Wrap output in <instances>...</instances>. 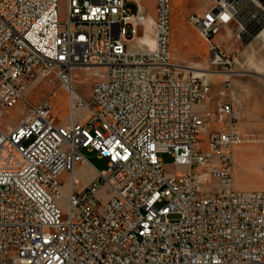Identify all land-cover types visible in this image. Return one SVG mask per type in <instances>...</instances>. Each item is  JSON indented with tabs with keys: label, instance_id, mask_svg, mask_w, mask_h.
<instances>
[{
	"label": "built area",
	"instance_id": "2783aa9c",
	"mask_svg": "<svg viewBox=\"0 0 264 264\" xmlns=\"http://www.w3.org/2000/svg\"><path fill=\"white\" fill-rule=\"evenodd\" d=\"M59 1L0 0V119L25 109L15 127L0 126V264H264V191L233 188L241 108L218 105L214 130L196 111L211 85L171 62L170 0H156L154 49L136 45L147 16L135 22L128 0H67L64 21ZM218 3L190 21L230 64L212 38L234 7L222 2L224 19ZM91 66L103 78L88 101L72 95L69 124L49 96L27 98L34 81L67 91L74 70ZM80 109L90 113L82 123ZM83 150L109 166L84 187Z\"/></svg>",
	"mask_w": 264,
	"mask_h": 264
},
{
	"label": "rangeland",
	"instance_id": "374dc122",
	"mask_svg": "<svg viewBox=\"0 0 264 264\" xmlns=\"http://www.w3.org/2000/svg\"><path fill=\"white\" fill-rule=\"evenodd\" d=\"M140 3L141 10L145 12L147 20L145 22L144 29L139 27L138 38L145 35L155 39V20H156V0H137ZM219 6L224 5L223 3L230 4L234 7L235 19L231 21L233 35L236 39H263L262 36L258 37V33L264 27V0H170V50L172 55V64L177 66L188 67L193 65L199 68L210 71L229 72L231 69V59L228 58L227 54H224L227 59L230 60V64L225 61L216 63L214 54L208 49L206 40L202 39L190 31L187 33V39L177 38V27L181 22L188 21L194 26L190 17L192 15L200 16L203 9L211 7L212 5ZM223 2V3H222ZM127 9L135 13L136 5L132 0L127 1ZM59 19L64 21L67 15V0L59 1ZM261 33V32H260ZM259 33V34H260ZM136 45L139 48H143L139 44V40L136 39ZM182 67V68H183ZM185 69V68H183ZM245 69H248L245 67ZM186 70V69H185ZM187 71V70H186ZM189 71V70H188ZM100 71L98 69H75L72 74V83L76 89V92L81 97L88 101L93 85L98 81ZM185 72H182L184 75ZM227 73H216L213 76H207L208 81L211 85L210 100L206 102L203 112L211 113L205 118V122H210L211 126L209 130L215 129V122L213 120V112L215 107L218 105V101L222 98L225 89L230 88L231 78H226ZM204 77V76H203ZM27 98L29 101L36 105L43 98L50 97V101L53 109V116L55 117L58 124L66 125L70 122V109L67 97V91L59 86L58 82L53 78H40L34 81L27 90ZM25 114L24 106L19 103L18 108H13L6 112L4 117L0 119V126L3 128L15 127ZM90 117V113L86 109L79 110L77 112V122H84ZM256 132V129L254 131ZM207 132L200 135L203 144L206 142ZM247 139L243 137V140ZM83 156L96 170L105 171L108 169V161L106 159H100L97 152H90L83 150ZM163 164L167 169H172L173 158L169 153H161L159 155ZM236 163V161H235ZM207 167L200 169L199 171L206 170ZM178 173L184 172V167H177L175 169ZM241 174V173H240ZM64 183L65 189H68L69 176L64 173L60 177ZM243 176H237L236 181L242 180ZM211 183H206L205 187H210ZM216 189L219 188L218 183L214 186ZM170 218H176L171 216Z\"/></svg>",
	"mask_w": 264,
	"mask_h": 264
},
{
	"label": "crops",
	"instance_id": "0c3cea01",
	"mask_svg": "<svg viewBox=\"0 0 264 264\" xmlns=\"http://www.w3.org/2000/svg\"><path fill=\"white\" fill-rule=\"evenodd\" d=\"M213 7L212 5L203 9L200 16ZM190 31L197 36L199 34L188 21L181 22L177 27V38L187 39L186 35ZM259 33L258 37H260ZM233 34L230 21L224 24L221 32L212 38V43L218 50L227 54L232 61L230 66L232 70L229 73L223 72L228 74L226 78H231L230 88L225 89L218 105L232 99L241 108L242 119L238 128L242 137L247 138L233 149V188L236 191H264V37H261L263 39H257L256 36L252 39H236ZM206 43L210 49L209 43L207 41ZM206 102L195 107L204 120L208 114H211L203 112ZM255 129L256 132H250ZM206 142L203 144L204 149ZM97 171L88 161L79 163L76 175L81 186L90 184L96 178ZM237 176H243V179L236 181Z\"/></svg>",
	"mask_w": 264,
	"mask_h": 264
},
{
	"label": "bare ground",
	"instance_id": "6f19581e",
	"mask_svg": "<svg viewBox=\"0 0 264 264\" xmlns=\"http://www.w3.org/2000/svg\"><path fill=\"white\" fill-rule=\"evenodd\" d=\"M135 1H137V0H135ZM217 7L221 10V15L223 16V18L224 19H227L228 15L226 13H224V10L222 9L223 5H221V6L217 5ZM144 17H146L145 16V12H143L141 10V8H138L137 11L135 12V22H137V23H143L144 22ZM260 32L261 33L259 35L262 36V37H264V29H262ZM138 40H139V44L140 45H142L143 43H147L149 45L150 49H154L155 46H156V39H152L148 35H145L143 37H140ZM214 57H215V61H216L217 64L221 62V58H219L216 54H214ZM175 66H177V65H175ZM177 67L179 69H182V70H185V69L187 71L189 70V72H193L197 76H204V77L213 76L216 73H218V74L219 73H223V72H219V71H216L215 72V71L205 70L203 68H199V67H196V66H193V65H189L188 67H183V66H177ZM182 67L185 68V69H183ZM80 69H98L100 71H103L102 68H100V67H94V66H91V67H83V68H80ZM102 73L103 72H100V75H99V79L98 80H100V79L103 78ZM227 73H229V72H227ZM72 95L81 97V95L76 92V89H75V87H74V85L72 83V79H71V83H70V85L68 86V89H67L68 101L70 100V98L72 97ZM18 107H19V103L16 106V108H18ZM53 109H54V107H53Z\"/></svg>",
	"mask_w": 264,
	"mask_h": 264
},
{
	"label": "water",
	"instance_id": "95a60500",
	"mask_svg": "<svg viewBox=\"0 0 264 264\" xmlns=\"http://www.w3.org/2000/svg\"><path fill=\"white\" fill-rule=\"evenodd\" d=\"M215 10L217 11V10H218V8H215ZM263 29H264V27H263Z\"/></svg>",
	"mask_w": 264,
	"mask_h": 264
}]
</instances>
